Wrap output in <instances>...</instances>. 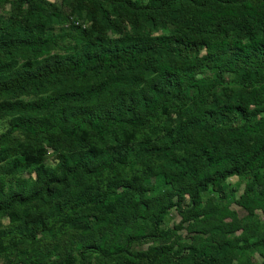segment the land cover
Instances as JSON below:
<instances>
[{"label": "trees", "instance_id": "obj_1", "mask_svg": "<svg viewBox=\"0 0 264 264\" xmlns=\"http://www.w3.org/2000/svg\"><path fill=\"white\" fill-rule=\"evenodd\" d=\"M72 1L90 29L54 38L39 0L2 29L0 120L32 145L0 152L29 173L0 187V264H264L225 203L264 214V0Z\"/></svg>", "mask_w": 264, "mask_h": 264}, {"label": "rangeland", "instance_id": "obj_2", "mask_svg": "<svg viewBox=\"0 0 264 264\" xmlns=\"http://www.w3.org/2000/svg\"><path fill=\"white\" fill-rule=\"evenodd\" d=\"M147 1V0H142ZM42 4L45 5V7L49 8L51 11H54L58 14H61L62 16L67 18V22L64 23H56L52 22L50 23L46 28L45 32H49L54 36V38L60 39L62 35L67 33H73L74 31H77L80 27L81 29H90L91 27V21L89 19L88 13L84 10L76 9L75 4L72 0H39ZM24 11V9H23ZM101 16V14H98ZM98 16V17H99ZM20 18V13L15 9L14 5L11 4L10 0L8 2H3L0 5V40L5 37L3 30H5L9 25L12 23L18 22V19ZM125 31L129 30V27L127 25L124 26ZM111 38H113V35L111 32H107V37L104 40V45L109 47ZM62 42V40H61ZM72 43L70 39L65 38L63 40V43H60V45H63L64 47ZM63 51H59L57 49H52L49 56L46 57L47 61H51L58 57L59 55L63 54ZM9 117H5L0 120V152L6 148H10L13 145H16L17 143L21 144H31L27 138H25L20 133H14L11 136H5V133L9 126ZM44 145V143H43ZM47 152V158L45 159V163L49 166L53 167L56 164V159L53 158L51 154L50 148H46ZM8 162L7 161H1L0 160V187H3L4 189L7 188L9 183L14 182V180L19 177H27V172L18 173V172H9L8 171ZM33 173H30V177H32ZM244 179H229L227 183L231 187H237L235 191V199L239 197V195L242 193ZM238 184V185H237ZM228 191H231V188H228ZM209 195H204V198H207ZM225 203L230 205L232 209H234L237 212L238 218H237V225H241V223H244L247 220L254 219L258 220L261 223L264 224V214L260 210H256L252 217H249L246 212L241 210L239 207L233 204L232 200H227ZM179 222V217L177 214L173 211L171 212L165 219V222L163 223V226L167 228H172L175 224ZM1 225H4L7 227L8 222L7 220L0 221ZM252 258L255 262H260L261 257L257 252L253 253Z\"/></svg>", "mask_w": 264, "mask_h": 264}]
</instances>
